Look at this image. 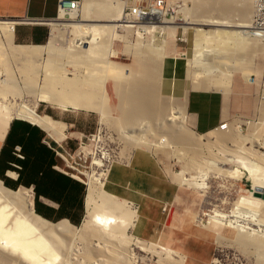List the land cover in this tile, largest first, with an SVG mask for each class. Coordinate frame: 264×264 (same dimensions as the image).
<instances>
[{"label":"bare ground","instance_id":"bare-ground-1","mask_svg":"<svg viewBox=\"0 0 264 264\" xmlns=\"http://www.w3.org/2000/svg\"><path fill=\"white\" fill-rule=\"evenodd\" d=\"M220 1L221 5H223L222 1L224 0ZM220 1H205L208 7H212L211 10L206 8L208 12L205 9L206 15L201 19L188 17L189 19L185 23L186 26H182L183 30L191 29V26L215 27L212 32L205 30L206 28L192 27L196 32L204 33L202 34L204 38L203 36L202 38L204 43H206V47L220 39L218 34H223L221 39L232 41L233 44H238L244 48H249V46L252 48L258 47L262 40L254 37L248 30L252 20V13H250L246 5L248 6L249 4V8H251V2L254 1L242 0L241 4L242 6L245 5L246 9L241 8L236 19L230 16L234 12L232 7H230L233 10L231 12L226 9H218ZM227 1L225 0V2ZM127 6V0H86V7L83 8L84 19L77 21L75 20L76 14H71V20H65V15L61 12L57 20L48 24L51 26V34L44 45L15 44L13 41L14 25L0 22V65H5L3 62L8 63L11 59H15L17 65L19 62H25L26 65L33 63L30 67L24 65L25 67L20 68L19 72L26 77L23 81L24 86L21 88L16 77L12 76L10 79L7 77L8 73L6 74L0 70V110L5 113L0 121V139L2 140L8 133L14 120L27 122L41 129L57 143H61L66 139V124L57 121L48 114H40L38 112L40 103L59 107L65 111L69 108L94 111L99 114L103 122L109 121L118 124L120 128L118 129L119 131L121 130L120 133L122 135L131 131L133 134L129 136L128 141L134 148L152 149L153 144L151 142L146 143L148 141V134L146 135V133L150 132L151 121H154L158 127H167L172 134L174 133V140L180 142V144L181 142L186 143L188 147L192 148L194 152L190 154L187 167L189 171L193 172V175L195 173L200 175L201 178H205L210 168H212V171L218 168H215L217 163L226 164L236 160L230 159L231 157L228 159L227 155L225 156L227 153H231L232 158H237V160L241 156V159H239L241 160V168L237 167L227 170L218 168L217 172L235 179L246 178L247 181L252 182L253 188L251 192L249 191V196L239 199L236 205H244L257 216L258 212L264 211V159H259L261 161L258 164L254 163V160L251 164L244 162V160L248 159L250 151L249 148H245V145H242L246 144V141H243L244 137L241 136V138L235 134L234 129L232 130L233 127H223L213 132L216 137L215 140H218V144H220L219 146L217 145L218 154L222 152L220 156L214 153L213 149H209L208 146L206 151L209 153L207 156L200 153L201 150H204L202 149L204 148L202 141L192 136L184 127L187 94L177 97V99L174 98L176 99V104L173 107L169 104L171 101L167 103L160 96V86L163 83H160V78L157 80L156 76L163 73L161 70L164 61L166 62L169 55L168 42L163 40L158 45L146 44V46L138 48V56L140 58L145 56L148 62L143 58L140 60L141 64H145L141 65L144 68L143 73L138 75L137 79L135 78L129 82L124 83V76L122 77L123 67L112 59L106 61L108 57L116 58L118 55L117 51L113 49L112 43L116 40L123 41V38H125L117 33L120 28L131 29L136 27L132 24L138 25V31H135V35L139 38H142L143 32L148 35H154L156 32L164 33L169 31V35L173 36L174 32L180 28V25L176 24L175 21L164 20L165 17L151 18L153 17L151 13L148 15L147 21L138 20V23H135L125 16V8ZM212 13H216L217 16H213ZM62 27L70 35V42L65 47L57 46L63 34L61 32ZM197 36L201 37V35ZM194 41L196 45L193 48V52H196H194V58L189 59L187 62L190 65L192 64L193 69L194 65L197 68L201 65L204 68V72L207 73L203 72L205 74L204 77L207 79L198 82V85H195L193 89L229 88L233 72L228 69L227 71L224 70L225 67L223 69V66H219L216 61L202 62L201 58H204L203 55L208 50L207 48H199L203 40L200 41L196 38ZM256 41L259 43H256ZM262 43L264 44V42ZM254 44L257 45L254 46ZM259 50L257 51L260 52ZM41 60L44 62L43 69L40 67L43 64H40ZM35 61H39V67L38 63L34 64ZM83 68L85 70H82ZM18 69L17 67L15 71H18ZM11 70L13 69L11 68ZM201 71L200 73H202ZM33 73L34 75L36 74V78H34L36 81L33 80ZM200 73L196 74L194 72L193 76L196 80L197 76L199 78ZM217 73H219L218 77L216 76ZM39 75L41 79H38ZM3 76L7 77L6 80L1 79ZM156 80L157 82H155ZM208 80L211 83L208 84ZM110 83L113 84L111 90L113 95L119 100V109H122L123 117L114 118L111 113V97L108 87ZM5 89H8L6 91L12 96L10 97L12 101H9V94ZM21 89L29 97H33V106L24 102ZM19 100H21L20 103ZM145 121H150V124L149 122L148 125L146 124V133L144 136L137 137L143 132L142 126H145ZM163 129L158 131L160 132L161 130L163 133L165 131ZM239 139H243L242 141L240 140L242 144H239ZM256 141L259 142V140ZM161 142L165 145L168 144H166L167 138ZM177 142L175 144H178ZM256 143L253 142V144ZM211 147H213L212 144ZM251 148V153L252 150L256 153L257 150ZM187 150L189 151V149ZM247 151L249 152L247 153ZM234 152H245V155H238L237 153L236 155ZM244 156L245 159L243 158ZM254 156L252 155L256 160L257 155ZM95 165L99 168L104 167V163L101 160L95 161ZM102 176V172L91 176L85 196L86 216L80 228L74 226L68 219H62L55 223L45 219L35 211L33 201L28 202V195L32 193V188L20 186L17 190H12L0 179V264H137L132 247H145V245L129 233L133 226L132 223L136 220L135 211L129 205L127 199L118 193L120 191L119 186L111 184L113 187L108 189L106 181L102 180ZM11 177L16 178L17 175L14 173L11 174ZM215 212L216 215L212 217L214 220H217V217L228 219L235 215L234 210L232 211L233 216ZM249 223L260 226L261 223H264V214L259 215L258 219H249ZM228 224L229 227L237 232L235 240L237 243L242 245V247L254 245L261 253L262 257L260 258H264V239H260L258 236L255 237L256 230L254 231L252 228L250 230L242 225L232 226L233 222L231 220H228ZM175 254L167 250L165 260H180ZM159 256L160 259L158 260L161 263L163 260L161 259V252Z\"/></svg>","mask_w":264,"mask_h":264},{"label":"rangeland","instance_id":"rangeland-1","mask_svg":"<svg viewBox=\"0 0 264 264\" xmlns=\"http://www.w3.org/2000/svg\"><path fill=\"white\" fill-rule=\"evenodd\" d=\"M153 1L154 0H129L128 6L140 5L143 7H149ZM203 1L204 0H165L169 10L173 12L165 17L164 20H173L176 24L180 25V28L174 32L175 36L169 35V31H165L164 33L156 32L154 35H148L143 32L142 38H139L135 35V31H138V25L135 24L132 25L136 27L131 29H127L125 27L118 29L117 33L125 38H123V41H113L112 47L117 51L118 55L116 58L108 57L109 59L107 58L106 61L112 59L118 65L123 67L122 77L124 76V83L132 81L135 78L137 79L138 75L142 74L144 70L143 66H141L144 63L141 64L142 62L140 61L143 57L140 58L138 56V48L146 46V44H152V46L158 45L163 40H166L168 42L169 56L172 52L174 54V56L170 58H178L181 60V64H183L185 81L182 85L186 86L187 92L181 94L175 93L174 91H168V88L165 87L164 77L166 74L164 75L163 65V68L161 67V71L163 73L156 76L157 80L160 78L159 82L163 83L160 86V96L162 99L166 100L167 103L171 101L169 104L173 107L176 104L177 97L187 94L185 104L186 119L184 127L186 131L192 134V136L202 141L204 145V148L202 149L204 150H201L200 153L207 156L209 153L206 151L208 146L209 149H213L212 151L218 154L219 149L217 148V145L219 146L220 144H218V140H215L216 137L213 132L223 127H233L232 130L234 129L233 131L235 134L239 137H244V140L239 139V144L241 143L240 140H243L246 141V144H241L245 145V148H249L250 153L251 147L257 150L256 153L252 150L251 154L253 156L257 155L256 157L258 161L257 159H254L255 156L252 157V155L248 153L249 151H247L249 157L246 153L248 159L244 160V156V159L242 158V160H244V162H248V164L253 163L254 160V163L258 164V162L261 161L259 159H264V147H262L264 145V88L262 86L264 80V44L260 42L262 45L258 44V47L256 46L257 44H254L257 48H252L251 46H249V48H244L238 44H233V42L228 39L227 40L229 42L221 39L223 34H218L220 39L216 40L214 43L210 42L212 44L207 45L208 47H206V43H204L203 39L204 35H202L204 33L196 32L194 28H206L205 30L212 32L215 27L191 26V29L187 30H183L182 27L186 26L185 23L190 17L201 19L206 15V8L211 10L212 7H208L206 5L207 0H205L206 2ZM251 1L255 2V0ZM254 2H251L253 5L250 3L251 8H249V4L248 6L246 5L247 9H249L250 13H252V16L254 13V10L252 11V9H254ZM219 3L221 5V1ZM241 3L242 0H229L227 2L224 0L222 1L223 5H218V9H226L231 12L232 9L230 7H232L234 12L236 11L237 13L232 12L233 14L231 13L230 16L236 19L238 11L241 8L246 9L245 5L242 6ZM81 4V11L75 15V20L77 21L84 19L85 16V13L83 14V8L86 7V0H81ZM206 11L208 12L207 9ZM212 15L217 16L216 13H212ZM64 19L71 20V16H65ZM47 29L48 35L45 42L34 45L46 44L51 34V26L48 25ZM61 32L63 34L61 36L60 43L57 46L65 47L70 42V35H68L65 28L61 29ZM197 35H201V37ZM196 38L200 41L203 40L201 42L202 44L200 43L201 47L199 48H207L208 50L205 55H203L204 58H201L202 62L206 63L216 61L219 66H223V69L225 67L224 70L227 71L228 69L233 72L231 88L227 94L221 90H218L217 92H212L214 90H205L202 92L203 94L216 95L217 98L219 97V99H222L223 113L226 115L220 125L205 135H200L201 133L192 128L189 112V97L191 96L190 90H192L195 85L197 86L198 82H201L203 79H207L204 77V73L206 72H204V68L201 67V65L199 68L194 65L193 69L192 64L190 65V63L187 62L189 59L194 58L193 55H195L194 52L196 51L193 52V48L196 45V42L194 41ZM257 42L258 41H256V43ZM175 48L177 53H175ZM145 58L146 57L144 56L143 59ZM145 60L147 61V59ZM13 61H15V59H11V61L9 60L8 63L3 62L5 65L1 64L0 70L6 74L8 73L7 77L9 78L12 76L14 78L16 77L19 82V87L21 88L24 86L23 81L26 77L22 76L19 71L20 68L25 67L24 65H26V63L18 61L19 63L17 65V62ZM59 62L58 64L61 66ZM36 63L39 64V61H35L34 64ZM29 64L26 66L30 67L33 63ZM40 64L42 65L40 66ZM40 64L38 67L40 66L42 67L41 69H43L44 62L42 61ZM59 65L58 67H60ZM7 66L10 68L9 70ZM17 67L19 68L18 71H15L17 70ZM11 68L13 70H11ZM82 70L85 69L83 68ZM200 71L202 73H200ZM108 72H110V70H108ZM194 72H196V74L200 73V76H202H199V78L197 76L196 80L193 76ZM9 74L11 75L9 76ZM216 76L218 77L219 73H217ZM7 77L3 76L1 79L6 80ZM32 77L34 80V78H36V74L34 75L33 73ZM39 77L38 79H41L40 75ZM157 80L155 82H157ZM203 82L205 83V81ZM207 83L209 84L211 82L208 80ZM112 86V83L108 86L111 97V113L114 118L123 117V113H121L122 109H119V100L112 93ZM6 90L8 91V89H5V91ZM21 91L23 92L24 102L33 106V97H29L23 89H21ZM7 93L9 94V92ZM10 97L12 96L9 94L8 99L9 101H12ZM20 102L21 100H19V103ZM224 106H226V109ZM38 112L40 114H48L57 121H61L66 124L65 134L67 137L61 143L55 142L47 135V140L48 142L50 141L51 146L55 149V151L63 155L64 151H67L71 155L65 159L55 152L59 170L71 178L74 177V180L81 182L86 188V194L91 176L101 172L103 174L102 180L104 182L106 181L105 183L107 184L106 187L108 189L112 188V185L119 186L120 191L118 193L122 194L127 199L129 205L132 206L135 211L136 220L132 223L133 226L131 227L129 233L138 241L144 243L146 247H132L137 264H264V258H260L262 257L261 253L254 245L243 246L245 248L247 247L245 249L242 245L235 241L237 232L229 227L228 224V220H231L233 222L232 226L242 225L250 230L254 229V231L256 230L255 237L258 236L260 239H264V223H261L262 226H259L258 224L251 225L249 223V219H258V216L264 214V211L261 210L257 213V216H255L253 211L244 205H236L239 199L249 196V191L251 192L253 188L252 182L247 181L246 178L235 179L217 172L218 168L227 170L240 167L241 160L239 159H241V156L238 158L239 162L237 158H232L231 153H229V155L228 153L225 154V152H223L225 156L227 155L226 157L228 159L231 157L230 159H236L237 161L234 160L226 164H221V162L220 164L217 163L215 168H218L214 169L213 167L214 172L212 171V168H210L211 170L209 169L207 176L205 178H201L200 175H196L195 173L193 175V172L189 171L187 167L190 154L191 152H194L192 148H190V146L188 147L186 143L181 142L180 144V142L174 140V133L172 134L167 127H162L164 128L163 130H165L163 133L161 130L159 132L158 130L162 128L158 127L154 121H151L152 124H150V121H145V126H142L143 132L140 135H137V137L145 135V130L147 129L146 124L148 125L149 122L151 130L146 133V135L148 134V141L146 143L151 142L153 146L151 150H147L145 148L141 149L132 147L128 141L129 136L133 134L131 131H126L128 133L122 135L120 133L121 130L119 131L120 128L118 127V124L109 121L103 122L100 119L99 114L94 111L74 110L72 108L65 111L59 107L40 103ZM4 114L5 113L0 110V121L2 120ZM166 138V144L168 143L167 145L161 142ZM256 140H259L260 143ZM176 142L178 144H175ZM249 142H252V144ZM253 142H257L258 144H253ZM211 144L213 147H211ZM137 149L138 152L144 151L147 154H153L156 163L152 173L148 175H137L135 173H131L130 169H128V166L134 157V152H136ZM245 152L236 153L238 155H245ZM220 154L218 155L220 156ZM97 160H101L104 163V167L99 168L96 166L95 161ZM139 187H141V190L139 191L140 194H138ZM178 190L180 193L176 205H174L172 203V197ZM31 194L32 196H30ZM31 194L28 195V202L33 201L35 208L34 190H32ZM136 195H138V202L131 203L135 199ZM214 210L226 216H233L232 211L234 210L235 215L234 217H230L228 219H221V217H217V220H214L212 219V217L216 215ZM85 216L86 210L84 211L82 222L79 225L72 224L77 228H80ZM51 222L55 223L58 221ZM164 249L166 252L167 250H170L176 253V257H179L178 259L180 260H165L166 252ZM160 252L162 255L161 259H163L161 263L158 260L160 259ZM182 259L184 260L183 262Z\"/></svg>","mask_w":264,"mask_h":264},{"label":"crops","instance_id":"crops-1","mask_svg":"<svg viewBox=\"0 0 264 264\" xmlns=\"http://www.w3.org/2000/svg\"><path fill=\"white\" fill-rule=\"evenodd\" d=\"M127 3H129V0H127ZM58 16L59 0H0V22L11 23L14 25L13 41L15 44L44 43L48 35V25L43 22L56 20ZM175 53H177L176 48ZM172 56H174L173 52L170 53V56L168 55V58L164 64V75L166 74V76L164 77L165 87L168 88V91H174L175 93L183 94L187 92L186 86L182 85V83L185 81L183 64H181V60L178 58H170ZM231 84L227 89L222 87L218 89L201 88L190 90L191 96L189 97V112L192 123L191 125L192 128L196 129L199 133H201V135H205L215 129L223 122L224 117L226 116L223 113L222 99H219V97L217 98L216 95L214 96L203 94L202 92H204L205 90H214L212 92L221 90L225 94H227L230 91ZM224 107L226 109V106ZM14 121L24 122L21 120ZM13 122L5 137L2 140L0 139V178L5 179L13 187H17L19 185L18 179L20 176V172L25 175H27V173L38 175L34 181H40L41 170L35 169L34 172H32L31 170L33 159L36 156H32L29 154V161L26 163L24 162L27 155L23 152L21 144L18 142L20 133H22L24 129H22V127H20L21 125H19L13 129V132L11 134ZM43 133L45 134V136L42 140V144L46 145L54 153L55 164L54 166H52V169L59 173H63L58 168L59 165L57 158L55 157V149L51 146L50 141L48 142L47 134L45 132ZM23 136L25 139V137L27 138L29 134L23 133ZM38 151L39 148H36V152ZM133 156L134 157L130 162V165L128 166V169H130L131 173H135L137 175H148L152 173L156 163L152 153L147 154L144 151L138 152L137 150L136 152H134ZM39 164H41V162ZM42 166L46 167L47 165L42 164ZM14 173L17 175L16 178L11 177V174ZM25 175H23L21 183L23 185H30L27 188H32L34 190L35 186L33 184V180H27ZM140 190L141 187L138 188V194H140ZM179 193L180 191L178 190L172 197V203L174 205H176ZM40 202L45 206L43 212L52 219L48 220L59 221L62 219H68L69 221H71L68 217H66V215L65 217H60L61 213L58 212L60 209L59 203L44 196L40 197ZM135 202H138V195H136L135 199L131 203ZM65 211L63 208V213H65ZM84 211L85 205H83V209L81 210L79 209L78 205H75L74 210H70L69 213L74 219H76V221L81 223L84 217Z\"/></svg>","mask_w":264,"mask_h":264},{"label":"trees","instance_id":"trees-1","mask_svg":"<svg viewBox=\"0 0 264 264\" xmlns=\"http://www.w3.org/2000/svg\"><path fill=\"white\" fill-rule=\"evenodd\" d=\"M19 125H21L20 127L24 129L23 132L20 133L18 140V142L21 144L23 152L27 155L24 162L26 163L29 161L30 155L36 156L33 159L31 170L32 172H34L35 169L41 170L40 181H34L38 175L30 173L25 175L21 172L18 179L19 185L17 187H13L3 178L0 179L7 187L16 190L20 185H23L21 180L23 175H25L27 180H33V184L35 186V211L39 215L45 217L46 219L52 220L43 212L45 206L40 202V197L44 196L60 204V209L58 211L61 213L60 217H65L66 215V217H68L73 224L79 225L80 222L76 221V219L71 216L69 211H73L75 205H78L80 210L83 209L84 198L86 195L85 186L81 182L74 180L68 175L59 173L52 169V166L55 164L54 153L46 145L42 144L45 134L39 128L34 127L27 122L14 121L11 134L13 129ZM23 133H27L29 136L27 138L25 137L24 139ZM36 148H39L38 152H36ZM40 162L41 164H39ZM42 164L47 166L44 167ZM23 186L29 187L30 185L24 184ZM63 208L64 211L66 209L65 213H63Z\"/></svg>","mask_w":264,"mask_h":264},{"label":"built area","instance_id":"built-area-1","mask_svg":"<svg viewBox=\"0 0 264 264\" xmlns=\"http://www.w3.org/2000/svg\"><path fill=\"white\" fill-rule=\"evenodd\" d=\"M82 4L81 1H66V0H59V16L61 12L64 13L65 16H70L71 14H78L81 10ZM139 7V8H138ZM173 11L169 10V7L165 0H154L149 7L143 6H127L125 8V16L129 19L138 23V20H145L147 21L148 15L151 13L153 17H167ZM57 18V19H58ZM56 19V20H57ZM53 21H45L43 23L49 24L54 22ZM254 37H257L264 42V0H255L254 4V13L252 16L251 24L248 29ZM264 68V67H263ZM264 88V80L262 83ZM56 154L66 159V157H70L71 155L64 151V155L55 151ZM74 178V177H73Z\"/></svg>","mask_w":264,"mask_h":264}]
</instances>
